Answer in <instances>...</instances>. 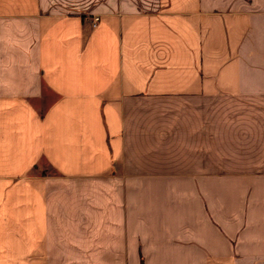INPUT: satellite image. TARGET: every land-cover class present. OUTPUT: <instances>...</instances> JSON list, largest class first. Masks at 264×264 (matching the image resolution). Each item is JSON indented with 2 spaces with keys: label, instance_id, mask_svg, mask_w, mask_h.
I'll return each mask as SVG.
<instances>
[{
  "label": "crops",
  "instance_id": "1",
  "mask_svg": "<svg viewBox=\"0 0 264 264\" xmlns=\"http://www.w3.org/2000/svg\"><path fill=\"white\" fill-rule=\"evenodd\" d=\"M0 264H264V0H0Z\"/></svg>",
  "mask_w": 264,
  "mask_h": 264
},
{
  "label": "built area",
  "instance_id": "2",
  "mask_svg": "<svg viewBox=\"0 0 264 264\" xmlns=\"http://www.w3.org/2000/svg\"><path fill=\"white\" fill-rule=\"evenodd\" d=\"M98 21V18L97 17H94L93 18V26L95 25V23Z\"/></svg>",
  "mask_w": 264,
  "mask_h": 264
}]
</instances>
